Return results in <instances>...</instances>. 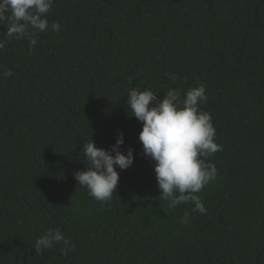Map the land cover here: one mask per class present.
Listing matches in <instances>:
<instances>
[{"label": "trees", "instance_id": "trees-1", "mask_svg": "<svg viewBox=\"0 0 264 264\" xmlns=\"http://www.w3.org/2000/svg\"><path fill=\"white\" fill-rule=\"evenodd\" d=\"M47 19L35 46L0 25V264H264V0H54ZM201 83L221 146L204 214L159 197L126 105ZM120 132L134 162L102 206L73 173ZM55 228L74 250L35 254Z\"/></svg>", "mask_w": 264, "mask_h": 264}, {"label": "clouds", "instance_id": "clouds-1", "mask_svg": "<svg viewBox=\"0 0 264 264\" xmlns=\"http://www.w3.org/2000/svg\"><path fill=\"white\" fill-rule=\"evenodd\" d=\"M53 3L54 0H0V25L7 24L5 34L9 38H26L30 46H35L40 33L60 30L59 22L49 24L47 19ZM4 46L0 42V51ZM12 74L11 69L0 73L5 79ZM170 76L173 81L177 78L175 73ZM126 98L127 112L130 110V116L141 123L138 139L142 154L153 162L159 197L168 202L170 209L192 202L194 210L204 214L207 210L196 194L216 179L217 169L206 159L221 150L215 142L211 114L200 107L207 101L205 85L187 89L183 97L177 89H169L162 99L151 90L132 87ZM123 144L122 132L109 150L96 147L88 138L81 159L87 167L73 173L76 183L102 206L116 193V169L126 170L134 162V149L129 146L125 154L120 150ZM54 244L63 245L60 251L65 256L75 248L63 231L55 228L35 239L34 253L42 254Z\"/></svg>", "mask_w": 264, "mask_h": 264}, {"label": "water", "instance_id": "water-1", "mask_svg": "<svg viewBox=\"0 0 264 264\" xmlns=\"http://www.w3.org/2000/svg\"><path fill=\"white\" fill-rule=\"evenodd\" d=\"M93 235H95V233H93Z\"/></svg>", "mask_w": 264, "mask_h": 264}]
</instances>
